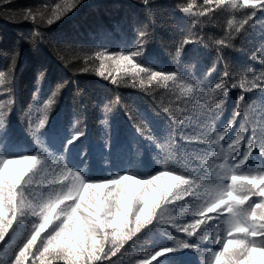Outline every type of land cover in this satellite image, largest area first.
Returning a JSON list of instances; mask_svg holds the SVG:
<instances>
[{
	"label": "trees",
	"instance_id": "obj_1",
	"mask_svg": "<svg viewBox=\"0 0 264 264\" xmlns=\"http://www.w3.org/2000/svg\"><path fill=\"white\" fill-rule=\"evenodd\" d=\"M57 2L60 0H10L0 5V75L5 77V84L0 85V103L10 102L11 113L5 124L9 153L35 152L40 147L30 133L29 118L37 122L42 115L43 103L56 86L63 85L49 113V124L41 131L45 132L49 127L61 129L64 136H70L77 130L84 131L85 135L76 141L75 150L70 149L64 155V162L70 167L79 165L91 179L100 180L120 172L129 161L136 160L140 164L132 170L144 178L156 174L161 168L158 161L167 155L179 171L195 168L197 175L214 181L209 165L214 167L219 161L208 151L210 146L183 143L181 128L163 111L165 106L175 110L173 92L163 88L146 92L124 83L113 85L93 71L81 72L83 62L76 57L101 48L109 52L127 51L140 42L138 33L147 30L148 35L143 38V55L135 58L137 62L143 59L147 66L156 70L190 74L200 81L204 91L218 82L227 69L229 87L227 95L219 97L220 109L206 114L202 108H192L191 125L183 129L187 133L203 132L202 122L206 115H210L220 130L232 120L237 97L241 94L239 87L230 85L238 83L245 74L251 78L253 74L264 71V63L257 51L264 48V14L257 11V16L245 25V30L231 41V46L218 51L215 41L224 37L228 30L227 21L233 15L239 20L253 9L229 10L227 6L213 4V12L197 17L180 11V7L187 6L189 0H150L149 5L143 4L142 0H80L72 11L52 25L41 21L39 16L35 21L25 19L26 9L43 11L45 7H54ZM208 7L203 0H195L192 12L205 11ZM195 20L200 23H194ZM190 34L196 42L185 45L181 55L176 57L181 41L189 38ZM254 51L257 52L255 59L250 58ZM17 53V63L13 68L11 57ZM244 96L240 115L235 118L233 128L222 143L226 144L242 124L246 128L257 125V136L260 135L257 122L264 118V93L253 90ZM106 108L110 111L106 112ZM128 113L134 114L136 120H130ZM140 124L147 125V131L153 136L151 142L138 131L137 125ZM250 134L245 133V142ZM42 140L47 147L48 137L43 136ZM80 151L85 153L83 163L77 156ZM239 151L242 153L244 147ZM246 167L262 169L264 158L254 151ZM261 199L253 196L243 207L247 208L248 204ZM171 217L183 222L192 219L187 211H174ZM171 217L166 215L162 225L138 234L140 239L135 246H129L131 241L125 244L112 261L115 264H136L155 248L173 245L175 241L164 237L169 233L178 240L198 243L200 251L182 249L162 258L161 264H207L210 252L218 251L220 247L212 243L211 237L215 232H223L225 226L211 231L205 229L203 235L198 233L187 237L170 227ZM33 219L26 218L25 223L6 238L7 242L0 244V264H11ZM211 223L218 222L213 220Z\"/></svg>",
	"mask_w": 264,
	"mask_h": 264
},
{
	"label": "snow or ice",
	"instance_id": "obj_2",
	"mask_svg": "<svg viewBox=\"0 0 264 264\" xmlns=\"http://www.w3.org/2000/svg\"><path fill=\"white\" fill-rule=\"evenodd\" d=\"M8 2L10 0H0V5ZM79 2L60 0L54 7H45L43 11L26 9L24 16L34 21L39 16L41 21L52 25ZM142 3L149 5L150 0H142ZM193 3L195 0H189L187 6L180 7V11L199 17L213 12V4L227 6L229 10L253 9L239 20L233 15L227 21L228 30L224 37L215 41L218 51L231 46V41L245 30V25L257 16V11L264 14V0H203V4L209 7L198 13L192 12ZM194 23L200 21L195 20ZM138 35L140 42L127 51L109 52L101 48L77 56L83 62L80 71H93L117 86L124 83L146 92L155 88L173 92L175 110L165 106L163 111L181 128L183 143L210 146L208 151L219 161L214 167L209 165L215 180L210 182L197 175L195 168L179 171L167 155L158 161L160 170L144 178L132 170L140 164L136 160L129 161L120 172L100 180L91 179L79 165L70 167L64 162V155L70 149L75 150L76 141L85 135L84 131H74L70 136H64L63 130L51 127L41 131L49 124V113L63 85L56 86L43 103L40 109L42 115L37 122L29 118L30 133L40 147L35 152L11 154L5 127L6 117L11 113L10 102L0 103V244L6 243V238H10V233H15L26 218H35L30 221L28 234L11 264H115L112 257L121 253L125 244L131 241L129 246H135L140 239L138 234L162 225L166 215L171 217L174 211H187L191 215L190 222L176 217L169 220L171 228L185 233L187 237L197 236L198 233L203 235L205 229L211 231L212 228L225 226L223 232H215L211 237L212 243L220 247L218 251L210 252L207 264H264V168L253 170L246 167L254 151L264 158V118L257 122L259 136L257 125L246 128L242 124L226 144L222 143L233 128L235 118L240 115L244 94L253 90L264 93V71L253 74L251 78L245 74L238 83L230 85L239 87L241 94L237 97L232 120L223 128L217 130L214 118L206 115L202 122L203 132L187 133L183 129L191 125L192 108H202L206 114L220 109L219 97L227 95L230 74L226 69L222 78L204 91L200 81L190 74L156 70L147 66L143 59L137 62L135 58L142 57L143 38L148 32L140 31ZM190 37L191 34L181 41L176 57L181 55L185 45L196 42ZM257 51L264 63V48ZM16 56L18 53L11 57L13 68L17 63ZM256 57L257 52L254 51L250 58ZM3 84L5 77L0 75V85ZM128 115L130 120H136L134 114ZM137 128L145 139L153 140L146 124L137 125ZM246 132L251 133L247 142ZM43 136L48 137L47 147L44 146ZM242 146L244 151L241 153ZM84 155L83 151L77 153L81 163ZM226 180L230 182L225 183ZM253 196L262 199L260 202L253 201L247 208L243 207ZM213 220L218 223L213 225ZM44 233L47 235L42 236ZM164 237L175 241L174 244L155 248L136 264H161L162 258L182 249L200 251L198 243L178 240L169 233H165Z\"/></svg>",
	"mask_w": 264,
	"mask_h": 264
},
{
	"label": "bare ground",
	"instance_id": "obj_3",
	"mask_svg": "<svg viewBox=\"0 0 264 264\" xmlns=\"http://www.w3.org/2000/svg\"><path fill=\"white\" fill-rule=\"evenodd\" d=\"M93 171H94V169H93ZM93 171H92V172H93ZM96 171H97V170H96ZM97 173H98V172H97Z\"/></svg>",
	"mask_w": 264,
	"mask_h": 264
}]
</instances>
